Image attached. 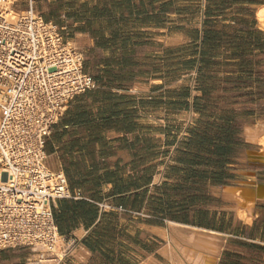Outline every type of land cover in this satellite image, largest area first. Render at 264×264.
<instances>
[{
	"label": "crops",
	"instance_id": "0c3cea01",
	"mask_svg": "<svg viewBox=\"0 0 264 264\" xmlns=\"http://www.w3.org/2000/svg\"><path fill=\"white\" fill-rule=\"evenodd\" d=\"M263 4L168 0L152 10V19L163 17L160 24L136 33H166L167 51L182 74L166 87L167 104L177 109L164 119L152 117L153 125L164 120L167 129L170 119L186 115L197 123L241 115L264 122V96L256 92L264 88L257 78L264 72V31L257 18ZM125 19L122 13L112 37L130 43ZM145 89L141 82L95 81L70 100L44 138L45 163L64 173L71 193L52 205L65 246L74 243L58 264H264V161L248 156L257 148L247 129L229 136L234 152L227 163L165 166L161 145L146 137V106L156 101L145 97ZM240 96L250 98L249 107L234 100ZM184 132L183 141L173 135L172 148L186 149L190 140L201 149L208 144L205 129L186 125ZM176 169L186 171L184 177L172 175ZM192 169H225L229 177L214 181L201 172L193 178ZM240 189L252 200H239ZM238 208L250 211L252 223L239 217ZM22 248H0V264H27L31 254Z\"/></svg>",
	"mask_w": 264,
	"mask_h": 264
},
{
	"label": "built area",
	"instance_id": "2783aa9c",
	"mask_svg": "<svg viewBox=\"0 0 264 264\" xmlns=\"http://www.w3.org/2000/svg\"><path fill=\"white\" fill-rule=\"evenodd\" d=\"M23 2L31 8L36 4L32 0H23ZM39 15L46 22L42 24V31L45 33L44 42L36 40L32 34L38 32L40 28L38 17L34 18L29 14L19 24L22 26H18L0 13V85L3 82L7 83L3 98L12 108L11 119L16 118L19 126L15 131L16 140L15 138L11 140L8 136L12 128L3 125L0 129V248L33 247L35 240L38 239L36 232H39L41 238L53 235L49 226L58 232L52 205L59 199L70 197L71 193L64 173L51 170L45 163L44 138L70 100L92 88L95 83L93 76L84 69L85 59L82 52L79 49L71 51L65 49L66 39L62 31L66 28L55 27V36L60 40L56 50L57 60L45 64V48L51 37L50 30L46 26L50 23L42 14ZM78 51L81 52V57L77 59L80 65L69 66L70 52L76 54ZM44 64L51 73L46 95L55 112L47 113L43 118L38 119L45 125L42 130L36 132L41 142L40 149H37L38 153H36L31 147L29 137L31 133L26 128L27 115L22 111L17 112L16 104L23 102L26 106H31V92L37 87L36 77L40 74V65ZM5 114H9V111ZM12 171H20L22 175H27V180L24 183H17ZM16 191L22 192L28 198L19 199L18 213L11 209L9 202L14 198L12 193ZM11 210H13L12 219L9 217ZM73 245V241H69L65 246V252Z\"/></svg>",
	"mask_w": 264,
	"mask_h": 264
},
{
	"label": "rangeland",
	"instance_id": "374dc122",
	"mask_svg": "<svg viewBox=\"0 0 264 264\" xmlns=\"http://www.w3.org/2000/svg\"><path fill=\"white\" fill-rule=\"evenodd\" d=\"M168 0H36L35 10L39 11L45 20H51L57 26H66L62 31L65 39L78 41L77 48L84 57V69L90 73L96 82H141L146 85L145 97H154V103L146 106V137H152L155 143L161 145V161L166 166L170 162H179L180 159L187 157L185 149L180 145L172 148L173 135L179 134L180 140H184V128L205 129L212 135L223 133L227 135L232 132L243 135L245 130L254 125H263L259 121L245 120L250 116H238L237 121H206L197 123L191 120V116H178L170 119L169 127L165 128L164 120L161 126L153 125L150 119L161 115V118L168 113H172L176 107L167 104L169 83H179L182 74L176 68L170 56L168 45L164 41L166 33L157 30H149L144 35L137 34L136 30L140 27H156L160 24L163 17L152 19V10L157 9L162 3ZM16 8H28V4L17 2ZM160 5V6H161ZM155 6V7H154ZM125 15L123 22L126 31L132 33L131 42L122 43L120 37H112L121 24L120 15ZM119 20V22H118ZM140 31V30H139ZM82 32L83 34H81ZM81 34V35H79ZM139 43L131 46L130 44ZM131 47V48H130ZM134 49V51L132 50ZM125 54V57L123 56ZM264 71V63L259 65ZM177 70V71H176ZM258 81H264V72L257 76ZM181 80V79H180ZM162 85L163 87L153 90V86ZM264 86V85H262ZM238 92V91H237ZM235 92V93H237ZM255 92V91H251ZM257 94L264 96V88L256 91ZM242 107H249L250 98L246 96L234 99ZM178 107V106H177ZM171 117V116H170ZM167 130V131H165ZM255 142V141H254ZM252 146L259 150L257 143ZM177 150V151H176ZM255 150V149H252ZM210 163L217 159L213 156ZM163 165V166H164ZM183 170L176 169L172 175L184 177ZM229 173L228 171H226ZM159 179V177H158ZM28 254L33 255V247H24Z\"/></svg>",
	"mask_w": 264,
	"mask_h": 264
},
{
	"label": "bare ground",
	"instance_id": "6f19581e",
	"mask_svg": "<svg viewBox=\"0 0 264 264\" xmlns=\"http://www.w3.org/2000/svg\"><path fill=\"white\" fill-rule=\"evenodd\" d=\"M34 1L36 2V0H32L33 3H34ZM17 2H23V0H0V13H2V15L8 21L15 22V24L18 25V26H22V25H19V24L29 14H31L32 17H34V18L38 17V19L40 21V28H39V30H37L38 32H34L32 34L36 37V40H43V42H44L45 41L44 40V34L45 33L42 31L43 30L42 24H45L46 22L41 19L40 15H39L41 13L39 11L35 10V8H34L35 5H33L32 8L31 7H28V8H16V5H17L16 3ZM257 18H258V21H259V24H260L259 26L264 31V4L260 5L257 8ZM48 22L50 24H48V26H46V27L50 30L51 37L48 40L49 44L47 45V48H45L46 49V52H45V57H46L45 61L46 62H45V64H47V63L51 64V63H53V62H55L57 60L56 57L58 56V53L56 52V50H58V48H57L58 45L57 44L60 41L55 36L56 32L54 30L55 27H58V26L56 24H53L52 21H48ZM79 35H81V34H79ZM77 44H78L77 40L66 39L65 49L67 51H71V50H74V49L78 50ZM70 54H71L70 56L68 55L69 56L68 57L69 58L68 61H70V63H71V64H69V66H74L75 67V65H78V64L80 65V62L77 59L79 57H81V52L78 51L76 54H73V53L70 52ZM33 55L35 56V54H33ZM45 64L44 65H40V68H39L40 69V72H39L40 74H39V76L36 77V81H35L36 84H37V87L34 88L33 91L31 92V98H30V101L32 102L31 106L30 107L26 106L23 102H20L19 105L16 104V106H18L17 112L18 111H22L23 113H25L27 115V116H25L26 117L25 119L27 120L26 128H27V131H29L31 133V136H29L31 138V145H32L31 147L35 149L36 153H38L37 149H40V144H41L40 139L37 138L36 132L42 130L44 128V125H45V123L44 124L41 123V121L38 120V119L43 118V116L46 115L47 113L53 114L55 112V110L51 108V106H50V104L48 102L49 97L46 95L47 91H48L47 89L49 87V79H50L49 77H50L51 73H50V70L48 69V66L46 67ZM33 83H34V80H33ZM6 84L7 83L3 82L0 85V129L2 128L3 125H4V127L12 128V132L9 133L8 136L11 137V140H14V138L16 137L15 131L17 130V128H19V126L17 124V119L16 118H15V120L11 119V116L13 114V112H11L12 108H11V106L9 104H7V100L5 98H3L4 87H6ZM8 111H9V114L6 115L5 113H7ZM4 115H5V118H4ZM16 117H17V115H16ZM260 124L263 125L262 126L263 127V131H260L259 124L258 125H254V126H250V127L247 128V131H246L247 139L250 140L253 143L256 142L257 145L260 146L259 150L248 151V156L251 159H254V160L257 159L259 161H264V123H260ZM15 140H16V138H15ZM26 154L28 155V153H26ZM12 172L16 176L17 183H24L27 180V175H22V172H20V171L19 172L12 171ZM262 186H264V185H262ZM240 188H242V187H240ZM12 194H14V198L12 199V201L9 200L10 205H11V209L13 208V210H15V212L18 213V212H20L19 208H18L19 199H21V198L22 199H28V198L22 192H19V191H16L15 193L13 192ZM224 195H226V194H224ZM236 196L243 203H246L247 200H249L251 198V197L248 198L246 196V191H244V190L242 191V189L237 191ZM250 200H252V199H250ZM13 210H11V213H10V216H9L10 218L12 217ZM248 211L246 209H243V208H238V212L237 213H238L240 218H242L243 220H245L248 223H252L253 217H252V215H250L248 213ZM11 222L12 221H10V223ZM172 225H173V223H172ZM24 228H25V226H24ZM49 229L52 231L53 235L48 236V238H44V237L41 238V237H39L40 236L39 232H36L38 239L35 240V246H33V249H32L34 253H33V255H31V257L28 260L27 264H58V262L62 259L63 255H64V251H65L64 250V246H65L64 240L59 235V233L55 231V229L52 230L51 226H49ZM179 229H181V228H179ZM2 230H4V229H2ZM195 231H196V229H195ZM182 232H183V230H182ZM200 232H202V231H200ZM4 233H6V231H4ZM198 234H200V233H198ZM34 235H35V232H34ZM194 235L196 236V234H194ZM183 236H184V234H183ZM201 236H202V234H201ZM203 237H208V236L206 234L205 236L203 235ZM209 238H211V237H209ZM193 239H195V238H193ZM212 239H210V240H212ZM188 240L190 241V238ZM195 240L198 241L199 239L196 238ZM215 240H216V238H215ZM194 243H195V241H194ZM199 243H198V245H199ZM208 243H209V241H208ZM207 246H209V245H207ZM207 246L205 245V247H207ZM170 251H172V250H170ZM212 253H214V252H212ZM215 254H216V252H215ZM213 256H215V255H213ZM191 260H192V258H191ZM211 260H212V258H211ZM213 260H212V262H213ZM182 264H184V263H182Z\"/></svg>",
	"mask_w": 264,
	"mask_h": 264
},
{
	"label": "trees",
	"instance_id": "16d2710c",
	"mask_svg": "<svg viewBox=\"0 0 264 264\" xmlns=\"http://www.w3.org/2000/svg\"><path fill=\"white\" fill-rule=\"evenodd\" d=\"M227 122H231V121H227ZM195 130L196 129H194V131ZM232 134L233 131L228 133L227 135H224L223 133H217L216 136L213 137L212 134L208 133L209 137L206 139L208 141V144L202 147V149L200 148V146L194 145L193 143L194 140H190V142H188V146L185 147L186 148L185 154L187 155V157L184 159H180L179 162L186 163L192 166H195L196 164H198V162L201 161L206 162L210 165L216 163H227L229 161L231 154L234 152V149L231 147L228 141L231 140L229 136ZM214 141H217L218 143L217 142L214 143ZM200 151H203V154H201ZM210 156H213L217 160L213 163H210V158L208 159V157ZM188 172H189V177H193V178L197 177L198 174L202 172L203 175L207 174L205 177H209L214 181H222L223 179L229 177V174L226 172L225 169L203 170V171L192 169L189 170Z\"/></svg>",
	"mask_w": 264,
	"mask_h": 264
}]
</instances>
